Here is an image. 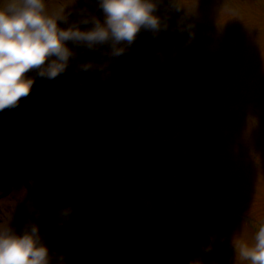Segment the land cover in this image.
<instances>
[{
    "label": "rangeland",
    "instance_id": "rangeland-1",
    "mask_svg": "<svg viewBox=\"0 0 264 264\" xmlns=\"http://www.w3.org/2000/svg\"><path fill=\"white\" fill-rule=\"evenodd\" d=\"M179 5L162 0L159 14L168 24L184 22V31L175 27L169 38H154L141 30L123 55L111 59V75L103 82L113 85L100 84L88 71L90 83L73 91L100 104L96 131L166 139L168 156L147 148L136 154L129 143L121 153L94 133L75 183L32 174L24 214L37 193H49L60 210L72 209L67 220L60 210L29 209L25 225H39L52 264H59L61 254L64 264H76L77 258L85 264H163L162 256L175 264H244L234 245L251 241L249 219L264 221V0ZM186 21L211 26L212 38L190 36ZM72 103L77 101L66 103L62 113L89 125V114L80 113L79 104L72 110ZM166 189L189 223H179L170 211ZM229 211L248 219L232 220ZM52 225L73 250L57 242Z\"/></svg>",
    "mask_w": 264,
    "mask_h": 264
},
{
    "label": "clouds",
    "instance_id": "clouds-1",
    "mask_svg": "<svg viewBox=\"0 0 264 264\" xmlns=\"http://www.w3.org/2000/svg\"><path fill=\"white\" fill-rule=\"evenodd\" d=\"M75 3L0 0V111L18 106L38 77L51 80L66 72L78 55L77 48L100 50L109 59L79 62L75 72L99 70L101 79H107L111 59L123 55L141 30L155 38L169 26L159 14L162 0H97L102 15L82 8L78 18L71 19ZM172 3L181 7L179 0ZM71 213V207H66L59 214L67 220ZM211 248L209 244L205 250ZM234 249L244 264H264V221L256 226L251 241H238ZM58 261L64 264L63 254ZM0 264H52L38 224H27L21 232L10 223L0 224Z\"/></svg>",
    "mask_w": 264,
    "mask_h": 264
},
{
    "label": "flooded vegetation",
    "instance_id": "flooded-vegetation-1",
    "mask_svg": "<svg viewBox=\"0 0 264 264\" xmlns=\"http://www.w3.org/2000/svg\"><path fill=\"white\" fill-rule=\"evenodd\" d=\"M82 8L102 15L101 10L97 8V0H76L70 9L71 19H77ZM77 51L78 55L88 52L84 48H77ZM66 72L51 80L38 77L29 95L22 97L18 106L0 111V224L10 223L18 232L29 220V209L32 208L31 214L34 211L33 203L36 197L31 199L24 214L22 200L32 196L31 178L34 170H27L24 174L17 166L18 159L37 149L40 139L55 124L58 116L63 120L67 119L66 114L60 113L63 103L67 100L62 99L66 93L61 91L66 87V83L62 82V77L66 78ZM11 171L13 175L8 177L7 173ZM8 183L10 186L5 187ZM24 189L31 192L23 193ZM18 211H21V214H17ZM11 217L12 219H9Z\"/></svg>",
    "mask_w": 264,
    "mask_h": 264
},
{
    "label": "water",
    "instance_id": "water-1",
    "mask_svg": "<svg viewBox=\"0 0 264 264\" xmlns=\"http://www.w3.org/2000/svg\"><path fill=\"white\" fill-rule=\"evenodd\" d=\"M37 167V166H36ZM38 167H40V166H38ZM41 167H44V168H47V169H52V170H60V171H62L63 169L62 168H60L59 166H57V165H53V166H46V165H43L42 164V166ZM25 168V167H24ZM66 170H67V172H68V174H70V172H73V170L75 169V164H74V162L72 161L71 163H68L65 167H64ZM72 180H74V176H73V179Z\"/></svg>",
    "mask_w": 264,
    "mask_h": 264
}]
</instances>
